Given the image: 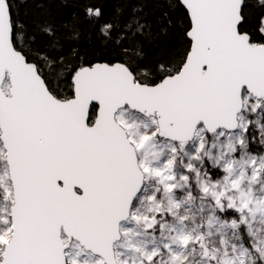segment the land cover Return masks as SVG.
Here are the masks:
<instances>
[{"label":"snow or ice","instance_id":"snow-or-ice-1","mask_svg":"<svg viewBox=\"0 0 264 264\" xmlns=\"http://www.w3.org/2000/svg\"><path fill=\"white\" fill-rule=\"evenodd\" d=\"M0 264H264V0H0Z\"/></svg>","mask_w":264,"mask_h":264}]
</instances>
